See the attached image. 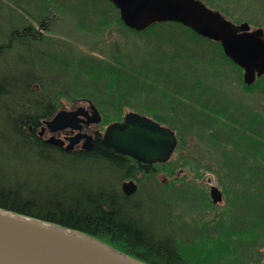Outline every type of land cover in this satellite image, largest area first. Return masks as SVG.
Wrapping results in <instances>:
<instances>
[{
	"label": "rangeland",
	"instance_id": "obj_1",
	"mask_svg": "<svg viewBox=\"0 0 264 264\" xmlns=\"http://www.w3.org/2000/svg\"><path fill=\"white\" fill-rule=\"evenodd\" d=\"M200 1L264 31V0ZM43 19L40 39L10 37L14 28L39 31ZM0 46V74L13 82L30 73L34 91L56 111L90 101L100 132L130 111L175 131L167 163L116 186L136 184L140 222L175 239L186 264H264V85L244 88L216 43L174 22L133 32L105 0H0ZM6 130L0 105V135ZM28 157L0 142V168L11 181L32 168ZM86 175L110 177L99 165Z\"/></svg>",
	"mask_w": 264,
	"mask_h": 264
},
{
	"label": "trees",
	"instance_id": "obj_2",
	"mask_svg": "<svg viewBox=\"0 0 264 264\" xmlns=\"http://www.w3.org/2000/svg\"><path fill=\"white\" fill-rule=\"evenodd\" d=\"M26 27L12 29L10 37H23ZM9 78L0 74V105L10 131L0 142L29 154L32 168L14 181L0 168V209L92 237L144 264H186L177 241L140 222L136 196L116 186L120 178L152 174L151 167L106 147L99 135L89 151L46 143L38 136V121L55 113L56 105L34 91L30 73ZM95 165L110 177L91 181L86 171Z\"/></svg>",
	"mask_w": 264,
	"mask_h": 264
},
{
	"label": "water",
	"instance_id": "obj_3",
	"mask_svg": "<svg viewBox=\"0 0 264 264\" xmlns=\"http://www.w3.org/2000/svg\"><path fill=\"white\" fill-rule=\"evenodd\" d=\"M119 12L122 23L141 31L155 23L174 22L197 35L220 44L222 51L243 71L247 85L264 74V31L250 30L248 23L235 25L220 12L208 8L200 0H108ZM90 112L84 106L75 110H59L45 121L50 132L70 128L78 130L67 143L54 135L45 141L71 151L81 139L82 149L93 147L91 135L81 133L82 122L99 124L101 116L94 105ZM101 142L106 147L140 163L167 162L176 145L174 132L153 119L130 111L121 121L108 124ZM125 195L136 191L129 180L121 186ZM212 202L221 200L220 191L210 187ZM0 264H144L119 254L92 237L27 218L0 209Z\"/></svg>",
	"mask_w": 264,
	"mask_h": 264
},
{
	"label": "flooded vegetation",
	"instance_id": "obj_4",
	"mask_svg": "<svg viewBox=\"0 0 264 264\" xmlns=\"http://www.w3.org/2000/svg\"><path fill=\"white\" fill-rule=\"evenodd\" d=\"M108 4H110V6H112V8L113 9H115V14H116V16H117V19H118V23L123 27H125V28H127V29H129V30H131V31H133V32H138V33H140V32H143V31H146V32H148V31H150V30H152V29H154V28H156V27H159V26H162V25H166V23H170V22H165V23H155V24H153V25H151V26H149L148 28H146V29H144V30H141V31H136V30H133V29H130V28H128V27H126L123 23H122V21L120 20V16H119V12H118V9L110 2V1H108V0H105ZM51 11V10H50ZM52 12V11H51ZM53 13V12H52ZM84 13V11L81 13V14H83ZM53 16H55L56 17V15L53 13ZM232 23H234V22H232ZM49 24V20L48 19H43V20H41L40 21V23H38V25H37V27L36 28H38L39 27V31H33L32 30V28L31 27H29V26H27L26 27V32H24V34L22 35L23 37L24 36H27V35H29L31 38H35V36H38V39H40V36H41V34H42V32H44V30H46V26ZM156 24H159V25H157V26H154V25H156ZM235 25H238V24H236V23H234ZM154 26V27H153ZM184 27V26H183ZM186 28V27H185ZM186 29H188V28H186ZM188 30H190V29H188ZM191 32H193L192 30H190ZM194 33V32H193ZM194 34H196V33H194ZM197 35V34H196ZM197 37H201V36H199V35H197ZM201 38H203V37H201ZM203 39H206V38H203ZM206 40H209V39H206ZM211 41V40H210ZM213 42V41H212ZM214 43H216V45H217V53H219V57H221V59L223 60V61H226L227 63H229L230 65H232L234 68L235 67H237L238 69L237 70H239L240 71V76H241V82H242V85L244 86V88H250L252 85H254V84H256L257 82H262L263 83V85H264V74L263 75H261V76H259V77H256L255 78V80H254V82L252 83V84H250V85H247L246 83H244V81H243V71H242V69L240 68V67H238L236 64H234L228 57H226L225 55H224V53H223V51H222V48H221V46H220V44L219 43H217V42H214ZM177 72L176 71H174L173 73H171L172 75L173 74H176ZM264 89V88H263ZM55 103H51V105H54ZM200 104V102L199 103H196V105H199ZM202 105H208L209 103H201ZM73 105H76V106H74V107H71V108H69V109H64V110H75L76 108H78L79 106H84L87 110H88V113L90 112V109H89V105H94L92 102H90V101H85L84 102V104H81V103H75V104H73ZM57 112V111H56ZM55 112V113H56ZM55 113H53L51 116H46L45 118H42V119H40L39 121H38V123H39V125H38V136L40 137V138H42L44 141L48 138V137H50L51 135H54L56 138H59V139H62V140H64L65 141V144L67 143V140H66V138H69V137H72L74 134H76L77 132H78V130H74V129H70V128H65V129H61V130H57L56 132H50L49 130H48V128L46 127V125H45V121L46 120H49V119H51L53 116H54V114ZM100 114V113H99ZM139 114V113H138ZM140 115H142V114H140ZM101 116V115H100ZM143 116H145V115H143ZM146 117H148V116H146ZM123 118V117H122ZM149 118H151V117H149ZM151 119H153V118H151ZM154 121H156V122H158L157 120H155V119H153ZM160 125H162V126H165V125H163L162 123H160V122H158ZM79 124L81 125V129H80V132L81 133H85V134H88V135H91L92 136V138H93V145H94V143H95V141H96V138L98 137V135L100 136V140H101V137H102V133H103V131L102 132H100L97 128H96V126L98 125V124H88V125H86V124H84V123H82V122H79ZM165 127H168V126H165ZM168 128H170V127H168ZM171 129V128H170ZM173 132H174V134H175V136H176V139H177V145H176V147H175V149H174V151L176 150V148H177V146H178V137H177V135H176V133H175V131L173 130V129H171ZM46 142V141H45ZM82 142H83V139H81L77 144H75L74 145V148L71 150V151H73V150H83L82 149ZM58 147H61L62 149H64V147L63 146H58ZM174 151H173V153H174ZM172 153V154H173ZM126 156V155H125ZM172 156V155H171ZM128 157V156H127ZM128 158H130V157H128ZM134 160V159H133ZM134 161H136V160H134ZM136 162H138V161H136ZM168 162V161H167ZM167 162H165V163H167ZM139 164H141V165H149L150 167H152L153 165H155V164H160V163H152V164H144V163H140V162H138Z\"/></svg>",
	"mask_w": 264,
	"mask_h": 264
}]
</instances>
